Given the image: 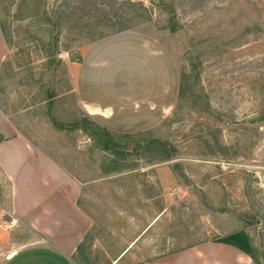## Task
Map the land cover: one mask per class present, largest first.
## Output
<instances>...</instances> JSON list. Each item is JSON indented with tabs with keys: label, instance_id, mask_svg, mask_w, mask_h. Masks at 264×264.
I'll list each match as a JSON object with an SVG mask.
<instances>
[{
	"label": "rangeland",
	"instance_id": "374dc122",
	"mask_svg": "<svg viewBox=\"0 0 264 264\" xmlns=\"http://www.w3.org/2000/svg\"><path fill=\"white\" fill-rule=\"evenodd\" d=\"M140 1L149 18L115 34L107 18L140 15L139 7L117 3L114 13L99 0H0V107L79 183L75 202L88 224L79 264H169L187 248L239 231L264 264V123L257 115L264 0H173L183 25L176 33L163 11ZM125 33L162 46L173 76L165 94L173 98L153 128L133 138L113 133L123 146L117 157L100 149L91 128L59 130L52 120L89 119L73 90L77 65L95 45ZM2 242L8 251L37 243L17 219L10 179L0 170Z\"/></svg>",
	"mask_w": 264,
	"mask_h": 264
},
{
	"label": "crops",
	"instance_id": "0c3cea01",
	"mask_svg": "<svg viewBox=\"0 0 264 264\" xmlns=\"http://www.w3.org/2000/svg\"><path fill=\"white\" fill-rule=\"evenodd\" d=\"M105 41L76 68L73 90L82 113L115 134L153 128L173 98L165 94L167 78L173 84V76L165 72L169 57L157 41L137 33ZM5 50L0 28V69ZM0 170L10 179L17 219L37 242L12 251L2 242L0 264H79L75 255L88 230L75 202L79 183L41 153L1 107ZM169 264L257 262L247 234L239 231L187 248Z\"/></svg>",
	"mask_w": 264,
	"mask_h": 264
},
{
	"label": "trees",
	"instance_id": "16d2710c",
	"mask_svg": "<svg viewBox=\"0 0 264 264\" xmlns=\"http://www.w3.org/2000/svg\"><path fill=\"white\" fill-rule=\"evenodd\" d=\"M151 1V7L158 8L159 10L163 11L164 14L167 15L168 17V24L170 27V30L172 33H176L180 28L183 27L181 21L179 20V15L177 13V8L173 0H150ZM100 4L98 5L99 8H102L105 4L112 10H114L115 5L118 3L119 5L127 4L129 7H134V10L139 7L141 14L137 15V13L134 12V15L132 16H122L119 15L118 13H115L117 11L114 10L115 16H112V19H108L107 21L109 22V27L114 28L115 34H119L125 31L130 30L133 28L137 21V19L140 18H149L148 14V8L141 2L140 0H99ZM123 10V8H120ZM216 10V9H215ZM144 12V15H143ZM258 16L260 18V11L259 8L257 9ZM124 15V14H123ZM260 22H256L257 25H259ZM186 77V74L181 76V84L179 86V92L181 94L184 92V78ZM262 96H260V103L257 105L258 106V121L260 123H264V101H262ZM52 124L59 130H65V129H88L91 128L93 130V133L97 136L96 141L100 147V149L103 152L109 153L110 155L113 156H121L123 154V146L120 142L117 141V136L113 134L111 131H109L105 127H101L95 122H93L90 119H86L83 121V124L81 125L76 124V125H68V124H63L59 123L56 120H52ZM123 138H133L134 135L130 134H121ZM150 146H153L155 148H167V144H164L163 142L159 140H152L149 143ZM80 249V246L78 247V250Z\"/></svg>",
	"mask_w": 264,
	"mask_h": 264
}]
</instances>
